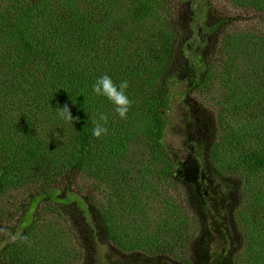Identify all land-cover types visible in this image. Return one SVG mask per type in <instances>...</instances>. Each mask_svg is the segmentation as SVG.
I'll return each instance as SVG.
<instances>
[{
	"label": "trees",
	"instance_id": "16d2710c",
	"mask_svg": "<svg viewBox=\"0 0 264 264\" xmlns=\"http://www.w3.org/2000/svg\"><path fill=\"white\" fill-rule=\"evenodd\" d=\"M179 1L0 0V67L4 64L5 72L12 74L0 82V132H4L0 201L7 198L14 178L20 177L15 170L30 174L29 182L35 178L27 210L21 214V233L16 240L14 233L0 237V259L14 264L19 254L18 264H41L50 258L51 264H57L65 258H82L83 238L73 227L68 230L81 249L58 241L41 247L32 238L33 228L41 222H46V230L63 225L48 221L46 216L52 213L62 216L63 210L68 225L73 218L66 211L68 204L76 203L87 213L84 198L78 202L69 191L63 198L55 185L62 183L60 176L81 175L99 193L100 201L93 196L88 200L109 227L106 235L116 240L115 245L130 253L144 252L152 264L186 262L166 247V241L187 247L198 225L176 198H164V188L173 187L181 170L166 143L174 100L171 88L192 65L198 77L185 95L209 93L219 86L220 97L213 100L220 111L209 128L185 146L192 145L201 169L214 174L226 192L240 191L241 198L230 213L246 240L239 257L245 264H264V188L251 187L264 175V142H253L254 134L264 139L263 123L258 122V110L264 107V0H230L256 12L263 25L258 34L229 30L238 19L210 20L208 9L197 12L192 7L193 14L185 22L186 30L195 32L189 38L179 25ZM212 46L219 48L218 59L210 58ZM130 49L141 51L132 59H118ZM103 75L117 84L128 82L131 107L126 119L116 114L107 98L92 91ZM252 81L257 85L248 89ZM240 102L249 119L238 128L225 113ZM64 106L73 121L60 117L58 108ZM100 113L108 117V133L96 138L93 128ZM60 125L66 132L62 150L56 153L54 143L49 153L43 132ZM247 125H255L254 134ZM162 201L164 211L146 229L135 216ZM130 217L133 222H125ZM66 248L68 253L62 254ZM22 249L30 250L28 259L22 258Z\"/></svg>",
	"mask_w": 264,
	"mask_h": 264
},
{
	"label": "rangeland",
	"instance_id": "374dc122",
	"mask_svg": "<svg viewBox=\"0 0 264 264\" xmlns=\"http://www.w3.org/2000/svg\"><path fill=\"white\" fill-rule=\"evenodd\" d=\"M179 5L180 8L178 12L180 13L179 17L182 21L179 25L183 27V35H185L186 31L188 38L191 33H195L192 30H186L188 27L185 24L188 16H192L193 14L192 7H194L197 12H202L205 9H208L210 20H218L219 18L238 19V23L229 30H244V32L255 34L262 31L260 29L263 25L254 10L244 7L240 8L230 0H182L179 1ZM201 42H204L203 37H201ZM210 43L212 45L215 42L211 41ZM199 49L200 46L197 50ZM216 49L219 48L212 46L209 49L212 50V52H210V58L213 60H215L214 58L218 59L219 57L218 50ZM139 51L141 50L130 49L126 53L125 51L121 52L118 59H121V57L132 59L137 56ZM130 52H132L130 54L131 57L128 58L127 54ZM213 64H217L218 66L222 65L221 62L217 61H214ZM5 67L4 64L0 67L3 71L0 72V82L7 80V78L12 75L5 72ZM179 76L180 82L174 84L171 88L174 100L172 108L168 113L166 143L168 149L172 151L177 161L176 166H179L181 170L178 171L177 176L175 177V184L173 187L169 186L164 188L166 191L164 198L167 196L176 198L177 202L181 203L180 205L182 207H185L190 211V217L194 219L198 228L193 232L194 236L192 237L191 244L188 243L187 247L179 248L176 246L177 244L173 242L167 243V241L166 247L169 250L174 251L179 258L185 259L186 262H184V264H245L239 257L242 248H244V245L246 244L245 237L242 235L244 233L237 232L234 217L230 215L231 209L239 198H241L240 191L237 190L234 193H232V191L226 192L222 182L214 174L205 173L201 169L192 145L185 146V143L190 144L194 138H198L196 135L202 133V130L205 132L206 129L209 128L208 125H210L214 118L219 115L220 107L217 105L215 106L213 97H220L221 90L218 86L216 89H212V92L209 93L205 92L200 94L198 91H191L188 96H186L185 92H187V89H189L195 82L198 77V72L192 65H188L184 72H181ZM254 80L255 79H253V81ZM253 81L248 89H255L257 83L253 84ZM259 104L260 101L258 100L257 106ZM243 105L244 104L240 102L238 106L232 107L225 113L227 121L238 128L247 124V120L249 119L247 114H245L246 110ZM258 116V122L263 123L262 126H264V107L262 112L258 110ZM189 117H191L192 122L188 121ZM49 125H46L48 129ZM254 126L255 125H247V127L251 128V131L253 129V134L255 129ZM3 135L4 132H0V143L3 142ZM8 135H10V132ZM64 135H66V132L62 129L61 125L43 132V137L48 141L46 148L49 153H51L50 149L53 148L54 143L57 144L54 151L60 153L62 150V143L65 140ZM255 140V144H257V142H264L263 138H257L254 134L253 142ZM15 173L20 177L17 176L14 178L13 184L10 185L11 187L6 196L7 198L4 201H0L1 239L5 238L7 234H15V231L16 234L12 235L13 240H16L19 237L21 233V226L19 223L23 218L21 214L23 210H27L29 197L34 188L35 178L33 179V182H29L31 178L30 174H22L19 170H15ZM60 177L62 183L59 182L58 184H55L59 189L58 192H60V196L67 198L69 191L71 193L69 197L78 202L82 200L80 197L84 198L87 213H82V211L76 207V203H71L66 205V211H69L73 217L72 219H68V225L65 223L64 218L66 217L62 210L61 213L64 218L55 213L46 216L48 221H58L62 223L63 225L59 228L46 230L44 228L46 222H41L39 223V226L33 228L35 233L32 234V238L36 240V244H39L41 247L48 242L58 241L63 243L62 245L66 247H73L75 250L79 248L80 246L76 245L75 240L68 230L69 226L73 227L76 233L83 238V241L81 242V246H83L82 258L78 260L65 258L57 264H152L149 262L151 260L144 252L139 250L133 253L127 252L120 245H115L116 240L107 238L106 233L109 231V227L106 226L100 218L98 219L96 210H93L91 202L88 200V196H93L95 200L100 201L99 193L95 188L92 190L93 183L88 177L82 178L81 175L69 179L62 176ZM251 187L252 189L260 187L264 188V175L254 180ZM155 206L156 207L153 210L150 208L147 213H138L135 216V218H137L141 224H144L148 230L154 226L164 211L163 201L157 202ZM76 212L79 214H76ZM81 214L84 216L82 217ZM132 217L126 219L125 222H133ZM82 219L86 223L81 221ZM145 219L149 220L145 223ZM77 220L80 221L77 222ZM139 222H135L134 225L138 226ZM43 234L44 236L41 237ZM90 234H92V239L90 238ZM126 238L127 237H123L122 239L124 240ZM13 240H11V242ZM29 251L30 250L28 249H22L23 259H28V257L31 256ZM66 253H68L67 248L62 254ZM17 254H15L14 259ZM19 258L21 257L18 254L16 260ZM15 262L14 264H18ZM40 262L41 264H51L52 259L50 258ZM0 264L8 263L2 258L0 259ZM153 264L177 263H170L166 260L156 261L153 262Z\"/></svg>",
	"mask_w": 264,
	"mask_h": 264
},
{
	"label": "clouds",
	"instance_id": "9594fccd",
	"mask_svg": "<svg viewBox=\"0 0 264 264\" xmlns=\"http://www.w3.org/2000/svg\"><path fill=\"white\" fill-rule=\"evenodd\" d=\"M128 82L121 81L119 84L115 83L113 79L108 75H103L96 79L92 85V91L98 97H105L114 106L116 114L121 119H126L131 107V101L126 94L128 89ZM60 117L69 122L73 121L71 111L68 106H64L62 109L58 108ZM108 117L100 113L99 118L95 121V127L93 128V135L96 138H100L102 135L108 133L107 124Z\"/></svg>",
	"mask_w": 264,
	"mask_h": 264
}]
</instances>
